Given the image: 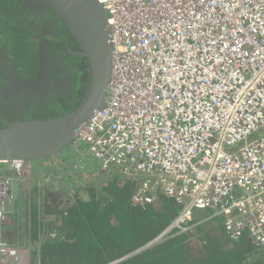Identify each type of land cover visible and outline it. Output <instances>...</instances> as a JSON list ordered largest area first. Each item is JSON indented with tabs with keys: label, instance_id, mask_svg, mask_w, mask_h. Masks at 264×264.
I'll list each match as a JSON object with an SVG mask.
<instances>
[{
	"label": "built area",
	"instance_id": "1",
	"mask_svg": "<svg viewBox=\"0 0 264 264\" xmlns=\"http://www.w3.org/2000/svg\"><path fill=\"white\" fill-rule=\"evenodd\" d=\"M100 1L111 81L68 145L71 170L96 160L134 182L133 205L159 193L180 205L145 246L190 230L194 211L210 209L231 237L246 234L264 252V134L248 139L264 128V0ZM9 185L0 177V261L29 264L1 237Z\"/></svg>",
	"mask_w": 264,
	"mask_h": 264
},
{
	"label": "trees",
	"instance_id": "2",
	"mask_svg": "<svg viewBox=\"0 0 264 264\" xmlns=\"http://www.w3.org/2000/svg\"><path fill=\"white\" fill-rule=\"evenodd\" d=\"M20 1L0 3L17 13ZM14 22V40L26 43L28 34L19 33L25 26ZM82 73L84 94L88 74ZM101 170L93 178L98 182L79 185L73 197L44 190L32 200L30 264H264L261 247L246 234L231 237L222 216H213L210 209L194 211L190 230L145 246L171 222L180 205L159 193L155 203L135 206L134 182L117 171Z\"/></svg>",
	"mask_w": 264,
	"mask_h": 264
},
{
	"label": "flooded vegetation",
	"instance_id": "3",
	"mask_svg": "<svg viewBox=\"0 0 264 264\" xmlns=\"http://www.w3.org/2000/svg\"><path fill=\"white\" fill-rule=\"evenodd\" d=\"M1 5L0 127L73 110L84 95L87 62L66 25L47 0H21L17 13ZM13 20L25 26L19 33L28 34L26 43L14 40Z\"/></svg>",
	"mask_w": 264,
	"mask_h": 264
},
{
	"label": "water",
	"instance_id": "4",
	"mask_svg": "<svg viewBox=\"0 0 264 264\" xmlns=\"http://www.w3.org/2000/svg\"><path fill=\"white\" fill-rule=\"evenodd\" d=\"M47 2L79 45L76 55L86 59L87 87L80 103L69 112L49 118L15 120L0 127V163L40 162L59 154L106 101L112 44L105 6L100 0Z\"/></svg>",
	"mask_w": 264,
	"mask_h": 264
},
{
	"label": "rangeland",
	"instance_id": "5",
	"mask_svg": "<svg viewBox=\"0 0 264 264\" xmlns=\"http://www.w3.org/2000/svg\"><path fill=\"white\" fill-rule=\"evenodd\" d=\"M11 46L14 45L11 43ZM263 134L264 128L253 132L248 139L258 138ZM77 144L84 148L81 142L77 141ZM62 150L59 154L44 161H31L34 164L27 163L19 170L14 165L0 163V177L7 178L10 184L8 195L4 199L5 221L2 225L1 237L5 240L8 248L11 247L16 252L26 254L29 264L31 263L32 245L31 238H28V219L32 200H36L39 194L44 193V190L48 194L56 196L73 197L79 185L98 182L93 178L99 177L96 174L102 171L94 159L95 166L90 164L87 167V164H83L80 171L73 172L71 169L74 164V151H71L69 146ZM92 168L94 171L91 174L85 173L86 169L90 172ZM4 260L5 264L13 262V260Z\"/></svg>",
	"mask_w": 264,
	"mask_h": 264
},
{
	"label": "bare ground",
	"instance_id": "6",
	"mask_svg": "<svg viewBox=\"0 0 264 264\" xmlns=\"http://www.w3.org/2000/svg\"><path fill=\"white\" fill-rule=\"evenodd\" d=\"M27 163H29V164H30L31 162H25V164H27ZM25 164H24V165H25Z\"/></svg>",
	"mask_w": 264,
	"mask_h": 264
}]
</instances>
